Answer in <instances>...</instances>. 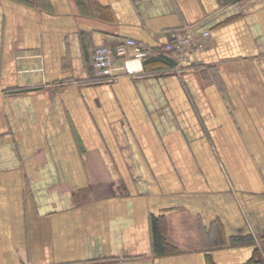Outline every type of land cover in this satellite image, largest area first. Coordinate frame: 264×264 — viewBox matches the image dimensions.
<instances>
[{
    "label": "crops",
    "instance_id": "obj_1",
    "mask_svg": "<svg viewBox=\"0 0 264 264\" xmlns=\"http://www.w3.org/2000/svg\"><path fill=\"white\" fill-rule=\"evenodd\" d=\"M186 31L211 37L177 72L165 48ZM124 39L170 63L94 77V49ZM251 260L264 264V0H0V264Z\"/></svg>",
    "mask_w": 264,
    "mask_h": 264
},
{
    "label": "built area",
    "instance_id": "obj_2",
    "mask_svg": "<svg viewBox=\"0 0 264 264\" xmlns=\"http://www.w3.org/2000/svg\"><path fill=\"white\" fill-rule=\"evenodd\" d=\"M210 37V31L200 34L188 31L175 34L174 40L165 48V51L171 55L175 70L180 72L182 67L190 63L193 53L204 50L205 42ZM151 56L150 49L143 47L133 39L121 40L115 48L101 44L93 51L91 71L94 77L100 80H116L120 75L135 77L144 73L145 62Z\"/></svg>",
    "mask_w": 264,
    "mask_h": 264
},
{
    "label": "trees",
    "instance_id": "obj_3",
    "mask_svg": "<svg viewBox=\"0 0 264 264\" xmlns=\"http://www.w3.org/2000/svg\"><path fill=\"white\" fill-rule=\"evenodd\" d=\"M148 61L151 60L148 59L145 62V65H147ZM153 62L170 63V60L167 57L166 58L158 57L156 59H152L151 63ZM152 233H153V248L156 254L164 255L169 251H173L172 248L169 247V244L166 240V228L162 218H157V217L153 218ZM247 264H262V263L261 261L258 260H251Z\"/></svg>",
    "mask_w": 264,
    "mask_h": 264
},
{
    "label": "rangeland",
    "instance_id": "obj_4",
    "mask_svg": "<svg viewBox=\"0 0 264 264\" xmlns=\"http://www.w3.org/2000/svg\"><path fill=\"white\" fill-rule=\"evenodd\" d=\"M144 73H145V72H144ZM144 73H143V74H144ZM140 75H142V74H140ZM140 75H137V76H135V77H138V76H140Z\"/></svg>",
    "mask_w": 264,
    "mask_h": 264
}]
</instances>
